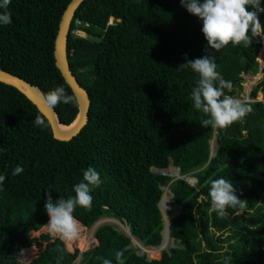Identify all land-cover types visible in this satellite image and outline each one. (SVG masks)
<instances>
[{
    "label": "trees",
    "instance_id": "1",
    "mask_svg": "<svg viewBox=\"0 0 264 264\" xmlns=\"http://www.w3.org/2000/svg\"><path fill=\"white\" fill-rule=\"evenodd\" d=\"M70 1L11 0L12 23L0 27V69L38 86L44 96L62 86L75 97L53 54ZM259 19L264 25V13ZM200 28L179 0H84L71 20L66 52L90 106L87 124L68 141L54 138L37 107L0 82V147L5 149L0 174L6 177L0 190V264H102L98 257L117 264V250L125 264H225L226 259L264 264V64L260 69L257 60L262 39L214 50ZM204 55L212 56L217 71L231 82L224 91L232 97L245 76L262 72L250 92L254 99L242 102L251 111L226 128L202 126L206 115L192 107L198 74L182 64ZM259 92L262 100L255 99ZM54 110L62 125H70L78 104H58ZM38 115L47 127L33 125ZM170 162L180 175L170 186L177 211L169 221L175 245L158 259L139 255L130 236L111 224L100 225L96 244L82 253L71 245L74 239L42 233L40 243L32 236L48 228L45 194L54 202L73 195L82 169L93 166L103 183L92 192V207L77 206L73 213L79 232L111 216L125 221L145 246L160 245L159 201L171 177L153 168L166 169ZM16 165L24 172L12 176ZM221 176L247 201L243 213L229 208L219 217L212 210L209 181Z\"/></svg>",
    "mask_w": 264,
    "mask_h": 264
},
{
    "label": "clouds",
    "instance_id": "2",
    "mask_svg": "<svg viewBox=\"0 0 264 264\" xmlns=\"http://www.w3.org/2000/svg\"><path fill=\"white\" fill-rule=\"evenodd\" d=\"M180 5L188 13L195 15L200 21L204 39L214 50H220L229 43L248 46L252 37H264V25L261 24L259 13H264V0H179ZM11 0H0V27L12 23L9 5ZM251 33V35H249ZM198 74L195 85L191 88L192 107L202 112L207 118L201 125L212 128H226L233 122L242 119L251 108L239 99L225 94V89L231 87V82L223 78L217 71V64L212 56L204 55L187 60L182 64ZM44 103L49 109L58 104L75 106L77 100L67 94L62 86H56L44 96ZM33 125L38 128L47 127L45 119L36 116ZM5 151L0 147V152ZM24 172L21 165H16L12 176ZM5 175L0 174V190H3ZM103 181L100 173L93 166L82 169V178L72 185L73 195L67 198L59 197L55 202L51 194H45L44 211L48 217V228L51 233L58 234L61 239L72 240L79 234L78 221L73 215L77 206L90 209L92 207L94 189L99 188ZM231 180L221 176L209 181L208 197L212 210L219 216L228 215L231 208L238 214L244 212L246 200L239 198ZM123 251L115 252L117 264H125ZM102 264H113L111 259L98 257ZM59 264V260L57 261ZM225 264H228L227 259Z\"/></svg>",
    "mask_w": 264,
    "mask_h": 264
},
{
    "label": "water",
    "instance_id": "3",
    "mask_svg": "<svg viewBox=\"0 0 264 264\" xmlns=\"http://www.w3.org/2000/svg\"><path fill=\"white\" fill-rule=\"evenodd\" d=\"M84 0H71L66 6L62 13L58 31L54 41V59L57 68L60 70L65 82L69 85L73 91L77 104H78V115L74 122L71 124L69 129L62 130L58 121L57 114L54 109H49L44 103V93L42 90L28 82L27 80L11 73L6 70L0 69V82L11 85L23 93L45 116L48 120L52 134L54 138L58 140L68 141L76 136L81 129L87 124L88 121V111L90 106V100L86 90L78 83L75 76L72 74L69 68V63L67 59L66 52V42L67 36L70 30L71 20L75 14L76 9ZM68 126V125H64ZM213 155V153H211ZM157 173L161 175H169L164 172V169H157ZM162 201V197L159 203ZM164 231V228H163ZM170 233V229H169ZM162 244V241L161 243Z\"/></svg>",
    "mask_w": 264,
    "mask_h": 264
},
{
    "label": "rangeland",
    "instance_id": "4",
    "mask_svg": "<svg viewBox=\"0 0 264 264\" xmlns=\"http://www.w3.org/2000/svg\"><path fill=\"white\" fill-rule=\"evenodd\" d=\"M109 22H112V18L109 19ZM262 39V45L260 47L259 53L257 55V60L259 62V68L261 69L263 64H264V37L261 36ZM262 77V72L259 71L256 75L253 76H245L243 82H242V89L237 93V95L233 98L239 99L241 102H247L251 99H254L250 97V92L252 88L257 84L258 80ZM255 99L262 100V94L259 92L257 94V97ZM214 142L215 139L212 138L210 142ZM215 143V142H214ZM211 146V143H210ZM215 148H216V143H215ZM215 148H211V152L213 153ZM154 172H157L158 170L156 168H153ZM164 172L169 174L171 177V181L166 185L165 187L162 188L163 194H162V201L159 203V207L162 213V218L165 223H168L169 226V221L175 217L177 214V211L175 209V203L172 199V194L170 191V186L171 183L178 178L179 175V170L176 166L170 162L168 167L164 169ZM185 179L192 185L196 184V179L193 176H185ZM247 218H249V215H245ZM102 224H111L115 226L117 229L120 231L124 232L125 234L129 235L131 238V244L130 246L133 247L136 252L139 255L145 254L148 259H158L160 257V254L163 250H168L171 246H174V241L169 236L164 240V234L165 232L162 230V244L158 246H145L140 240L135 238L130 234L129 227L126 224L125 221L123 220H118L114 217L108 216V217H103L99 219L97 222H95L92 226L86 229H80L81 231L79 232L78 236L74 238V241H72V246L76 247L80 253L86 251L89 247L92 245L96 244V239L94 238V232L95 230ZM42 233H50L49 228H47L45 231L41 230L39 232H32V236L36 238V242L43 243V239L40 238V234ZM39 236V237H38ZM34 242V241H33ZM164 243V244H163ZM224 243L223 245H225ZM31 246H34L31 245Z\"/></svg>",
    "mask_w": 264,
    "mask_h": 264
},
{
    "label": "bare ground",
    "instance_id": "5",
    "mask_svg": "<svg viewBox=\"0 0 264 264\" xmlns=\"http://www.w3.org/2000/svg\"><path fill=\"white\" fill-rule=\"evenodd\" d=\"M71 126H73V125H68V126H64V125H60V128L62 129V130H67V129H69ZM215 142V141H214ZM213 141L212 142H210L211 143V148H215V143H214ZM213 149H211V150H213ZM164 232H165V236H164V240L169 236V226H168V223H165V226H164ZM164 244V243H163Z\"/></svg>",
    "mask_w": 264,
    "mask_h": 264
},
{
    "label": "built area",
    "instance_id": "6",
    "mask_svg": "<svg viewBox=\"0 0 264 264\" xmlns=\"http://www.w3.org/2000/svg\"><path fill=\"white\" fill-rule=\"evenodd\" d=\"M81 24V22L80 21H76V26H79ZM85 25H87V23H85Z\"/></svg>",
    "mask_w": 264,
    "mask_h": 264
}]
</instances>
